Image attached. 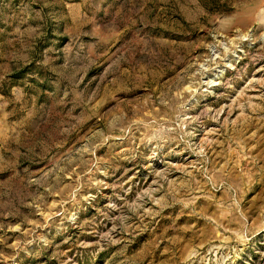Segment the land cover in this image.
<instances>
[{
	"label": "rangeland",
	"instance_id": "1",
	"mask_svg": "<svg viewBox=\"0 0 264 264\" xmlns=\"http://www.w3.org/2000/svg\"><path fill=\"white\" fill-rule=\"evenodd\" d=\"M0 264H264V0H0Z\"/></svg>",
	"mask_w": 264,
	"mask_h": 264
}]
</instances>
